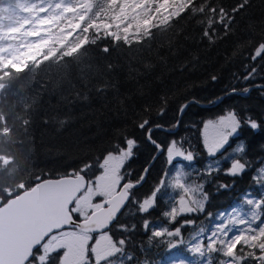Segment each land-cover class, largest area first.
I'll return each instance as SVG.
<instances>
[{
    "label": "snow or ice",
    "instance_id": "snow-or-ice-1",
    "mask_svg": "<svg viewBox=\"0 0 264 264\" xmlns=\"http://www.w3.org/2000/svg\"><path fill=\"white\" fill-rule=\"evenodd\" d=\"M179 2L108 0L109 9L116 5L119 11L111 10L101 20L89 12L92 0H39V5L27 9L36 24V30L28 35L47 34V39L33 47L48 46L49 50L34 66L53 60L61 51V59L71 60L89 47L105 56L121 48L131 49L129 34L139 35L141 30L149 35L133 43L145 45L163 27H152L158 18L179 28L175 34L185 39L189 37L184 25L192 23L200 33L197 42L211 51L227 37L237 36L254 0H237L230 7L225 0H192L188 8L174 14ZM149 3H154L151 15L138 12ZM205 4L210 17L196 10ZM244 22L254 31V20ZM259 23L264 24V19ZM115 29L123 31V39ZM80 33H84L80 41L68 47ZM105 40L110 44L103 43ZM261 47L264 37L254 46L237 40L231 52L223 55L220 67L239 58V68L230 72L218 92L204 97L195 90L209 82L219 83L221 76L216 71L208 73L205 81L188 79L182 84L165 80L161 74L153 85L142 78L150 75L156 64L145 63L142 71L130 62L125 83H134V89L122 90L118 78L95 88L98 98L112 93L117 101L113 111L117 119L122 115L124 122L113 127L102 151L89 148L82 156L69 158L62 147H46V158L64 159L61 167L37 162V123L53 124L56 132H63L75 117L56 113L52 118L40 116L38 121L25 118V135L31 130L27 151L33 171L29 182L0 197L5 217L0 228V264H264V103L258 113L248 103L253 91L264 101V51L257 52ZM39 56H28L20 64L4 62L3 67L24 72L28 61L35 62ZM161 60L167 66L168 61ZM106 67L109 72L114 70L111 63ZM198 69L203 71L199 55L194 54L173 70L190 73ZM75 96L69 103L91 102L87 92ZM64 99L67 97H61ZM221 105V112L196 113L197 119L184 120L193 108L210 112ZM182 127L185 132L179 133ZM161 133L166 139H161ZM200 159L203 166L195 164ZM245 177L247 186L236 193V205L227 211H208L213 195L232 192ZM81 180L83 189H79ZM42 184L54 186L56 193L46 206L33 207L32 201L22 199L10 204ZM157 212L159 215H154ZM24 213L28 215L21 223L11 222ZM193 217H205L211 223L185 233V228L197 225Z\"/></svg>",
    "mask_w": 264,
    "mask_h": 264
},
{
    "label": "trees",
    "instance_id": "trees-1",
    "mask_svg": "<svg viewBox=\"0 0 264 264\" xmlns=\"http://www.w3.org/2000/svg\"><path fill=\"white\" fill-rule=\"evenodd\" d=\"M103 2L107 3L108 0H103ZM236 2L237 0H225L229 7ZM248 2L249 0H245V3ZM191 4L192 0H187L176 14L184 11ZM196 10H203L205 17H210L206 4ZM247 11L248 16L244 17V21L254 20L255 23L252 25L254 31L250 30L247 23L242 21L241 31L236 37H227L211 51L207 50V45L197 42L200 33L192 23L184 25L185 35L189 37L185 39L184 35L177 36L175 34L179 28H173L165 20L152 25L153 28H157L159 25H163V27H159L156 36L151 41H147L145 45L134 44L133 41L145 39L149 35L147 30L140 32L137 36L129 37L128 43L132 45L131 49L121 48L119 52L109 53L106 56L96 51L95 48L89 47L73 56L71 60L61 59L63 56V51H61L53 60L39 64V67H35L34 64L39 63V59L42 58L35 62L28 61V68L24 72H15L0 66V197H3L7 192H15L21 184L27 183L31 179L33 159L27 151V146L31 140V130L29 129V135H25V118L38 121L40 116L47 115L52 118L56 113L60 115L70 114L75 117V122L63 132H56L53 124L37 123L36 160L41 165L47 167L63 166V158L60 160L46 158L47 154L44 149L48 146L64 148L69 158L82 156L84 150L89 148L102 151L106 146V140L112 134L113 127L123 123L124 120L122 115L117 119V113L113 111L117 101L113 98L112 93L110 92L107 97L100 96L98 98V93L95 91L96 87L103 84L105 80L114 81L118 78L122 90L125 88L132 90L135 88V84L125 83V74L129 63L131 62L133 67L140 68L142 71H144L143 64L155 63V69L150 75L146 74L142 78V82H151L154 85L155 77L161 74L164 75L165 80H176L181 84L188 79L205 81L208 73L216 71L221 76L219 83L209 82L207 87L195 90V94L201 97L214 95L220 90L230 72L238 69L241 63L238 58L228 67L221 69L220 66L224 64L223 55L231 52L232 46L239 39H243L246 43H251L254 46L256 41L264 37V24L259 23L264 19L262 17L264 0H254ZM241 15L243 16V13ZM165 28L168 31H165ZM89 38L93 39V37ZM121 39H123L122 36ZM103 43L110 44V41L105 40ZM149 43L151 44L150 48L147 46ZM173 51L177 53L175 56L172 55ZM261 51H264V47L257 49L258 53ZM194 54L199 55L203 71L198 69L195 72L185 71L181 73L173 70L185 60H190ZM161 58L168 61L167 66L164 65ZM109 63L114 67L112 72H109L106 67ZM117 64L120 65L119 68H115ZM84 92H87L91 97L90 103H69L70 100L76 99V93ZM61 97H67V99L61 100ZM226 103H230V101ZM248 103L258 113L264 101L260 100L258 91H253ZM223 108L224 105H221L210 112L193 108L187 113L184 120L197 119L196 113H199L200 116L218 113ZM184 132L185 129L182 127L179 133ZM245 134L251 135L250 133ZM160 137L166 139L163 133L160 134ZM41 138L43 144L40 143ZM21 140L24 141L23 144L20 142ZM195 164L203 166L204 160H197ZM221 179L228 180L230 178L221 177ZM246 186L247 177L238 181L237 188L232 192L213 195L207 206L208 211L216 213L236 205V193L242 191ZM154 215H159V213H154ZM193 218L198 220L197 225L192 228H185L183 230L185 233L194 232L200 226L208 227L211 223L205 217ZM201 220L204 221L203 224L199 223Z\"/></svg>",
    "mask_w": 264,
    "mask_h": 264
},
{
    "label": "rangeland",
    "instance_id": "rangeland-1",
    "mask_svg": "<svg viewBox=\"0 0 264 264\" xmlns=\"http://www.w3.org/2000/svg\"><path fill=\"white\" fill-rule=\"evenodd\" d=\"M186 1L187 0H180L178 4L174 5V14L181 10ZM33 4L39 5V0H0V66H3L4 62L20 64L22 61H25L28 56L37 55L38 53L40 54L38 59L47 54L49 50L48 46L35 49L33 45L39 43L43 39H47L48 35L43 34L37 37L28 35L30 31L36 30L33 14L27 11ZM153 8L154 3H149L144 8L139 9L138 12L141 14L147 12L148 15H151L152 12L149 10ZM111 10L119 11V6L112 5L111 9H109L108 2H103V0H92L91 7L89 8V12H91L94 17H98L101 20H103L105 15L109 14ZM144 18H146V16ZM163 21L165 20L158 18V22ZM132 22L133 21L130 19L129 23ZM60 23H63V21ZM115 31L119 32L120 36H124L121 29H115ZM142 31L144 30L140 32ZM83 35L84 33H80L75 36L68 42V47L78 43ZM134 36L137 35L129 34V37ZM89 192L95 193L96 190L90 189ZM89 192H85L84 195L88 196Z\"/></svg>",
    "mask_w": 264,
    "mask_h": 264
},
{
    "label": "water",
    "instance_id": "water-1",
    "mask_svg": "<svg viewBox=\"0 0 264 264\" xmlns=\"http://www.w3.org/2000/svg\"><path fill=\"white\" fill-rule=\"evenodd\" d=\"M54 186L51 185H38L34 189H30L24 193L21 194V197L14 198V201L11 203L19 204L21 202V199L24 201H32L33 207H42L49 204L53 199L56 198V193L53 190ZM79 189H83V181L81 180L79 182ZM35 196H41L42 199L40 200H33V197ZM75 198V197H74ZM7 207V206H6ZM28 213H24L22 216L15 218L14 221H11L13 223L19 224L21 221L27 216ZM5 224V217L3 216V210H0V228H2ZM42 238V237H41ZM36 243L39 242V240H35Z\"/></svg>",
    "mask_w": 264,
    "mask_h": 264
}]
</instances>
